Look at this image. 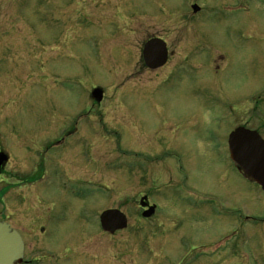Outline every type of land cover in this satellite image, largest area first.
<instances>
[{
  "label": "rangeland",
  "instance_id": "374dc122",
  "mask_svg": "<svg viewBox=\"0 0 264 264\" xmlns=\"http://www.w3.org/2000/svg\"><path fill=\"white\" fill-rule=\"evenodd\" d=\"M152 37L168 48L157 71L140 63ZM240 125L264 137V0H0V150L21 155L16 132L55 141L84 129L52 155L38 151L56 161L53 173L89 183L36 187L51 201L38 211H55L60 229L56 242L44 241L46 231H21L28 259L40 260L32 264H264V198L253 188L237 193L242 182L209 151L206 134L211 128L222 144ZM163 152L180 155L182 170ZM133 154L144 161L133 166ZM4 179L1 216L10 211ZM179 182L238 215L200 211L178 201L176 189L165 193ZM151 204L154 215L143 219ZM107 209L126 217L124 230L100 231L97 215ZM243 216L250 220L241 235Z\"/></svg>",
  "mask_w": 264,
  "mask_h": 264
},
{
  "label": "flooded vegetation",
  "instance_id": "af4514ba",
  "mask_svg": "<svg viewBox=\"0 0 264 264\" xmlns=\"http://www.w3.org/2000/svg\"><path fill=\"white\" fill-rule=\"evenodd\" d=\"M153 38H157V37H152V38L147 39L142 44L141 51H140V63L148 71H157L159 69H162L166 65V63L168 62V56H169L167 44L162 39L166 45V51H167V60H166L165 65L163 67L155 69V70H150L145 66V63H144L142 56H141V52H142V49H143V46L145 45V43L148 40L153 39ZM159 39H161V38H159ZM242 96H245V95H242ZM237 97H239V96H237ZM101 101L96 102V104L99 105L101 103ZM212 102H213V104H215L214 101H212ZM246 115L247 114L244 112L243 117L245 118ZM83 117H84V115L80 118V120L83 119ZM209 119L217 120L218 117L216 115L211 117V115H210ZM211 120H209V121H211ZM212 123L215 124L216 122H212ZM243 125H245V124H243ZM243 125H240L237 128L246 129L245 127H242ZM237 128L233 129V131L228 133L226 140H225V143H222V144L215 143L217 141L216 135L214 137L213 136L214 132H212L211 128H208V130H206L207 131L206 134L210 137L211 142L213 143L210 145L209 151L212 153L216 152V156L221 161V163H225V161H226V163L228 162L229 168L231 169L232 174H235V173L237 174L238 179L242 182L243 187H244L243 190L242 189L237 190L238 194H240V195L249 194L250 193L249 190L251 188H253L255 191L259 192L264 198V191L261 189V187L256 182H253V181L249 180L248 178H246L242 174V172L235 166L233 161L231 160L230 152H229V146H228V137ZM82 130H84V129L71 128L67 131H64L62 133V135L55 141H53V140L47 141L48 138L47 139H45L44 137L42 138L41 134L34 133V132H27L26 134H21L20 132H16L15 134L13 133L12 136L16 135V136H18V139H16L14 137L13 141H14L15 145H18L19 147H22V149H24V151L21 152V155L20 154L18 156L11 155V153L7 152L6 149L3 147H2L3 150H0V154H4V161H3L1 169H0V179L2 177H4L6 179V187H5L6 193L4 194V196L5 195L10 196L9 199L7 200V202L5 203V207L6 208L9 207L10 209L9 208L8 209L10 211L7 212L6 216L0 215V222L6 223L11 229L17 231L21 237V240L23 242V257H22V260L19 264H32V262H34V261H40V260H36L37 257L34 259H30V260L28 259V251H27V246H28L27 245V243H28L27 238H28V236H27V234L24 235L23 233H21V231H25V230L29 231V230H32L34 228L36 231H38V233L43 234L46 231L48 233L47 236H49V238L45 237L44 241H55L56 242V240L53 239L51 235L54 231L57 232V230L60 229V226H58L57 219L55 217V211H51L52 209L51 210L47 209V211L51 213V214H47V215H43L44 212L46 211V209L44 211H38L39 207H41L42 205H44L46 203H51V201H49V202L44 201L46 198H48V192H46L47 195L44 196L43 198L41 196L43 194L42 191H41L40 195L36 194V190H35L36 187H38V186L41 187L42 185H45L46 187H51L55 183H58V182H59V184H61V183L66 184L67 182H73L74 184H80L81 187H85V185L89 183V181L75 180L74 178L68 177V176H72L74 174L59 175V174L53 173V170L54 169L56 170V168L54 167V165H56V161L52 162V161H50V160H52L50 158V160L48 162V159L44 160V158H40L41 154L38 153V151H40V149L43 147L45 154H47V155L51 154L52 155V154L56 153L57 151H59L58 146H61L62 143L65 142V140L68 141V140H71L74 136H78ZM247 130H249V129H247ZM250 131H255L260 136V138L262 140H264V137L256 129L250 130ZM53 135H57V134H53ZM83 136H86L85 142H87V144H88L86 146L90 147V145H89L90 142L87 138V136H89V134L86 133V134H83ZM210 139L208 138V140H210ZM43 140H45L44 141L45 143H43ZM198 145L200 147L203 145L201 140L197 141L196 146H198ZM87 147L84 149H87ZM84 149L82 150L81 160L83 159V157L84 158L86 157V154H88V153L85 154ZM87 152H89V151H87ZM165 155L168 158L173 159L172 161H175L177 163V166L179 167V169L182 170V166H181L182 159H181L180 155L175 154V153L171 154L170 152H163V156H165ZM218 155H220V157ZM78 157H79V155H78ZM78 157H77V159H78ZM133 158H134L133 166L137 165V163L139 162V159H142V158H140L139 154H133ZM88 161L89 160L85 159V161L83 163H88ZM142 161H144V160L142 159ZM147 162L151 163V161L148 159H147ZM168 168H170V167H168ZM47 169L50 170V172L46 171ZM73 173H75V172H73ZM47 175H50V176H47ZM168 175L169 174H166L167 180L170 179V176H168ZM74 177L76 179L80 178L78 176H74ZM84 177H86V176H84ZM32 179H33V182H30V180H32ZM12 188H13V191H12ZM232 188L236 189L235 187H232ZM168 189L170 191L171 190L175 191V189H176L177 193H178L176 198H178V201H180L181 203L187 204V205L190 203V205H192L193 207L201 209L200 211L207 208L208 211L217 212V215L227 214V216H229V218H231L232 220H234L235 219L234 217L236 215H238V214H235L234 209H227L226 207H224L223 204L220 202L221 200L218 197H216L215 195L206 194L204 192H199L197 190H193L192 188L187 186V183H185V182H179V183H176L172 187H167L165 193H170V192H168ZM15 190H16V192H15ZM69 192H71V191H69ZM77 192H79V190H72L71 193L76 194ZM33 193L38 197L37 199L33 197ZM11 194H13V195H11ZM30 196H32V197H30ZM171 196H172L173 200H169L168 202L170 204H173L175 202V199H174L173 195H171ZM149 206L155 207L154 204H151ZM149 206H146L145 208H141L140 213L144 212ZM263 209H264V206H263ZM155 211H156V208H155ZM155 211L153 212L152 216L154 215ZM101 212H103V211H101ZM100 213L97 215L96 222L94 221L96 223V226H98L99 229H100V227H99V215H100ZM237 219L239 220V227H240L237 229V233L239 234V231H240V234H241V227H242L243 223H247L246 221H248L250 219H248L247 217H244V216L241 218L239 217ZM251 220L253 222H255V219H251ZM15 225H17L18 227L15 228ZM42 225H44V226H42ZM38 226H40V227H38ZM36 227H38V229H36ZM102 233L106 234L105 232H102ZM116 233H118V232H116ZM67 234L69 235V233H67ZM67 238H66V241H67ZM37 241H38V239H37ZM66 241H64V242L66 243V246L68 247V241L67 242ZM61 243L63 246V242H61ZM67 259H72V258H71V256L68 255Z\"/></svg>",
  "mask_w": 264,
  "mask_h": 264
},
{
  "label": "water",
  "instance_id": "95a60500",
  "mask_svg": "<svg viewBox=\"0 0 264 264\" xmlns=\"http://www.w3.org/2000/svg\"><path fill=\"white\" fill-rule=\"evenodd\" d=\"M196 10V7H193V11ZM142 59L148 69L154 70L162 67L167 60L165 43L160 39L149 40L143 46ZM91 97L95 102H100L101 90L94 89ZM228 146L235 166L246 178L256 182L264 191V140L255 131L237 128L229 135ZM3 161L4 155L0 154V167ZM153 212L154 207H149L142 216L148 218ZM99 224L103 232L113 234L124 230L127 220L120 211L111 209L100 214ZM22 255L23 243L19 234L6 223L0 222V264H18L21 262Z\"/></svg>",
  "mask_w": 264,
  "mask_h": 264
}]
</instances>
